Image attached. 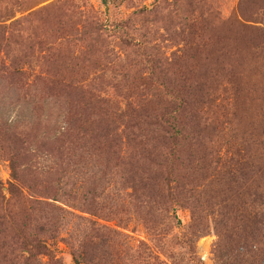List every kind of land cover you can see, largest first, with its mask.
<instances>
[{
    "label": "rangeland",
    "instance_id": "obj_1",
    "mask_svg": "<svg viewBox=\"0 0 264 264\" xmlns=\"http://www.w3.org/2000/svg\"><path fill=\"white\" fill-rule=\"evenodd\" d=\"M0 28V264L5 209L58 264H264V0H0Z\"/></svg>",
    "mask_w": 264,
    "mask_h": 264
},
{
    "label": "trees",
    "instance_id": "obj_2",
    "mask_svg": "<svg viewBox=\"0 0 264 264\" xmlns=\"http://www.w3.org/2000/svg\"><path fill=\"white\" fill-rule=\"evenodd\" d=\"M99 1L102 3L105 2V0H99ZM138 121H140L138 120V118L129 119L126 117L124 122L121 124L123 126V129L120 130V127L117 126L118 122H120L119 119L118 120H108V122L106 123V127H103V128L98 126L97 124L95 125V127H93V124L95 123L89 122L86 119L75 120L70 124L72 127L75 128V135L74 134L64 135V138H65L64 140L67 141L71 149V151H68L70 149L66 148L67 152L64 158L68 157L69 154L71 155L73 153L74 148L72 147V144H75V143L79 144V142L85 137H87V135H90V137L99 136L102 138H105V137L107 138L109 136L117 137L119 133L123 134L125 131L132 130V129L133 131L141 132L142 127L145 124L143 122H138ZM179 125L181 124L176 119H172V118L171 119L155 118L153 121L149 123V127L152 126L155 129H159L160 131H164L166 133L171 132L172 130H176V128ZM95 130L99 131V135H97V133L93 135V132ZM104 146H105V142L101 143L97 141L93 145V148L96 151L98 150L100 151L102 147ZM77 150L79 151V148H77ZM100 154L102 155V152H100ZM64 158L60 157L59 161L60 162L64 161ZM11 187H12V190L10 191H12V195L16 194L17 196L21 198L23 197L20 191L13 184L11 185ZM173 194H174L173 192L167 193V198L170 201H172L174 197L176 196L175 194L174 195ZM38 204H41V203H38ZM51 208H53L54 210L58 209L56 207H51ZM3 217H4L3 220L8 219V224L11 226V229L15 231V238L17 240L16 249L19 250L17 252H13L11 247H7L4 251L5 252L4 256H7L9 258L4 261V264H43L41 261H39L40 256H46L47 259H49L48 264H58L56 260L53 262V260L51 259L50 257L51 252L49 249V245L47 243L48 240L55 239L54 237L55 229L45 228V225H47V223L38 224L32 230L29 226L25 224L20 225L18 228H14V224H13L14 216H11V214L8 212L7 209L4 210ZM52 226L54 227V223L52 224ZM9 248L11 250H9ZM71 256H72V260L74 264H81V263L83 264V261H85L83 260L84 259L83 253H79L78 250H76L75 252L73 251Z\"/></svg>",
    "mask_w": 264,
    "mask_h": 264
}]
</instances>
